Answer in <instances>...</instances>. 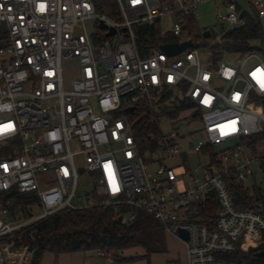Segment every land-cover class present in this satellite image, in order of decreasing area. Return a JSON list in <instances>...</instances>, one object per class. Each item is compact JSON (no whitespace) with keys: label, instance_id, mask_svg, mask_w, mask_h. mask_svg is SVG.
<instances>
[{"label":"built area","instance_id":"obj_1","mask_svg":"<svg viewBox=\"0 0 264 264\" xmlns=\"http://www.w3.org/2000/svg\"><path fill=\"white\" fill-rule=\"evenodd\" d=\"M116 2L113 19L97 11L98 0H0V264H30L32 252L17 240L49 217L97 207L113 208L127 225L153 219L186 244L185 264H217L221 254L264 243L263 203L239 209L235 196L239 186L264 190L262 157L243 144L264 140V58L228 54L215 65L212 50L190 35L207 3L223 30L199 32L214 44L244 26L252 7L264 20V0ZM146 27L158 42L148 55L137 31ZM187 41L192 47L176 56L161 50ZM70 59L79 73L67 80ZM182 104L177 116L199 130L164 133L162 117L177 118L166 112ZM138 110L152 127L143 139L131 122ZM193 133L195 144L186 141ZM193 155L205 162L192 164Z\"/></svg>","mask_w":264,"mask_h":264},{"label":"trees","instance_id":"obj_2","mask_svg":"<svg viewBox=\"0 0 264 264\" xmlns=\"http://www.w3.org/2000/svg\"><path fill=\"white\" fill-rule=\"evenodd\" d=\"M253 15L244 13L246 24L239 28L228 30L219 41L214 44L207 43L202 39L199 26L196 21L191 22L190 35L197 41H201L204 47L212 50V58L215 65L224 58L225 55L258 54L264 58V48L253 45L254 41H262L264 44V20L258 18L255 9ZM97 11L105 13L113 19L119 17V9L116 0H98ZM138 43L144 55H148L150 50L158 45L157 39L149 41L147 37H154L156 30L153 28L138 29ZM173 41V40H171ZM154 45V46H153ZM264 106V98L262 99ZM182 104L176 111L166 112L175 117L180 110L186 108ZM141 116V117H140ZM140 117V118H139ZM149 115H143L142 110H138L136 117L131 118L134 124L135 135L139 139L149 137L148 127ZM262 139L256 136L248 138L245 143L249 147H254ZM264 166V158L262 159ZM6 195H1L0 198ZM236 205L239 209L258 210L256 202L264 205V190L257 188L255 192L244 187H237L235 190ZM18 203L25 202L26 196H15ZM264 215V208L262 210ZM159 225L151 218L140 215L139 218L130 225L120 223L117 215L111 207H97L93 209L71 211L56 214L39 223L17 240V245H24L32 252L30 264H42V258L46 253L66 254L84 252L89 250L104 251L107 258H116L120 263L135 261L136 257H121L125 250L144 247L150 248L154 232L159 229ZM264 243L258 247L250 248L247 252L234 254H221L218 262L226 264H264Z\"/></svg>","mask_w":264,"mask_h":264},{"label":"rangeland","instance_id":"obj_3","mask_svg":"<svg viewBox=\"0 0 264 264\" xmlns=\"http://www.w3.org/2000/svg\"><path fill=\"white\" fill-rule=\"evenodd\" d=\"M250 1V0H248ZM252 1V0H251ZM219 10L213 3H207L200 8L201 17L197 23L200 27L212 28L214 33H221L222 26L216 23V15ZM164 27L170 28L172 26V19L167 18L164 22ZM85 28L92 32L95 30L94 23L89 21L85 24ZM83 29L82 27L80 28ZM264 37V36H263ZM253 45L263 47L262 41H254ZM240 62V59H238ZM64 75L67 80L73 79L79 73V64L75 59H70L64 62ZM190 116L180 114L177 118L162 117L161 126L164 133H169L173 130H178L179 133L190 132L191 130H199V122L192 119L189 123ZM200 133H193L186 137V141L195 142L200 139ZM248 152L256 157L264 158V140L256 143L254 147H249L243 143ZM77 150V147H74ZM192 164L198 162H205L202 155H193L190 157ZM257 170V167L254 166ZM264 187V182L262 183ZM85 189H90V186L82 182L79 188V194L85 197ZM152 244L150 248L137 247L125 250L121 257H136L137 259L132 262L120 263L116 258H107L100 256L99 251L89 250L84 252L66 253V254H53L46 253L42 258V264H185L187 261V247L186 244L174 234L167 232L164 228L159 227L152 237ZM259 246L262 244H258ZM104 252V251H102ZM241 253V252H236ZM217 264H226L218 262Z\"/></svg>","mask_w":264,"mask_h":264},{"label":"water","instance_id":"obj_4","mask_svg":"<svg viewBox=\"0 0 264 264\" xmlns=\"http://www.w3.org/2000/svg\"><path fill=\"white\" fill-rule=\"evenodd\" d=\"M101 28L103 29H107V26L103 23H101L100 25ZM110 33L108 34V36H112L115 33V29H110ZM205 38H209L210 37V32L207 31L204 34ZM193 42L192 41H187L184 42L182 44H165L163 46H161V50L164 51L165 53H167L169 56H176L178 54H180L181 52L185 51L187 48L192 47ZM133 109H130V111H132ZM119 222L122 223L123 217L120 216L118 218ZM180 236L184 239V240H188L189 239V234L186 231H180ZM262 255L264 256V253H262Z\"/></svg>","mask_w":264,"mask_h":264},{"label":"snow or ice","instance_id":"obj_5","mask_svg":"<svg viewBox=\"0 0 264 264\" xmlns=\"http://www.w3.org/2000/svg\"><path fill=\"white\" fill-rule=\"evenodd\" d=\"M262 86H264V83H262Z\"/></svg>","mask_w":264,"mask_h":264}]
</instances>
